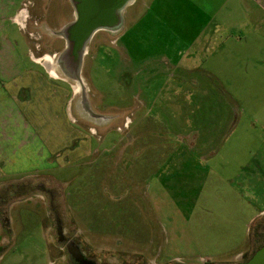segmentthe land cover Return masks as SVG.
Listing matches in <instances>:
<instances>
[{"label":"rangeland","instance_id":"374dc122","mask_svg":"<svg viewBox=\"0 0 264 264\" xmlns=\"http://www.w3.org/2000/svg\"><path fill=\"white\" fill-rule=\"evenodd\" d=\"M31 1L22 29L1 28L24 66L46 73L54 89L46 90L47 112L38 99L27 112L17 104L16 115L46 125L44 134L54 109L64 132L53 143L47 136L41 160L34 144L18 152L22 133L7 137L12 163L26 161L33 172L22 183L0 177V264H69L56 221L104 264H236L257 251L264 0H138L122 32L96 34L83 59L85 96L100 120L82 112L80 86L42 61L62 46L36 23L55 31L70 9L62 19L46 1ZM27 48L40 65L30 66ZM13 86L10 94L31 97Z\"/></svg>","mask_w":264,"mask_h":264},{"label":"crops","instance_id":"0c3cea01","mask_svg":"<svg viewBox=\"0 0 264 264\" xmlns=\"http://www.w3.org/2000/svg\"><path fill=\"white\" fill-rule=\"evenodd\" d=\"M26 1L31 0H0V31L3 33L4 28H1L2 24H11V25H17L19 28L22 29L20 26V22H22V18L25 16V11L22 9L23 5ZM138 0H136L137 3ZM135 3V4H136ZM19 6V7H18ZM20 21V22H19ZM20 29V30H21ZM28 53V59L30 66L34 65H40L38 62H34L35 64H32L30 51L27 49ZM43 66V65H42ZM36 67V66H35ZM38 72V73H37ZM39 71L37 69L33 68H26L24 64L21 62V59L19 58V54L17 53V49L15 45L9 40V32L4 30V34H0V177L3 179L9 181H16L18 183H22L27 178L31 177L32 170L27 169L29 166H26V161H21L19 164L12 163V159L15 154L16 150L12 148V145L7 140V137L10 136V132H14L15 134L22 133L24 137H20L17 140V150L18 152L25 154L26 150L32 147L34 144L36 146V155L38 159H42V144L47 143V136H52V141L57 140L58 136H61L64 132L63 130H60L59 125H62L63 120L58 116L57 112L53 109L50 113L51 115V121L53 125L49 128L51 132L42 134L41 132L45 130V126H33V123L28 124L23 123L24 120L22 118H19L17 116V111L15 110V106L18 104L23 111L29 110V107L31 106L32 102H36L38 99H41L40 102L44 103V111L48 110V98L46 97V90L47 87H50L51 89H54L51 84L48 85L47 81V74L45 73L44 76L39 74ZM34 75V79L38 78L39 80L34 82V86L32 85L31 81L28 80V78ZM25 80H27V84L25 83ZM24 82L22 85L20 83ZM29 83V84H28ZM50 83V82H49ZM11 85L13 86V91L15 92V88L23 87L22 90H28L31 94V97L26 98L22 97L19 98L16 93L10 94V88ZM24 85H30V86H24ZM32 87L30 90L29 87ZM56 91L58 90L61 92V97H63L62 93L63 90L61 88H55ZM34 94V96H33ZM142 95V93H141ZM34 97V99H33ZM34 100V101H33ZM146 102L141 101L140 104L144 105ZM63 118V117H62ZM61 122V123H60ZM47 127V126H46ZM20 129V130H19ZM23 130V131H22ZM27 130V134L26 131ZM40 131V132H38ZM9 133V134H8ZM41 133V134H40ZM79 133V132H78ZM85 136V135H84ZM76 138H80V133L78 136H74ZM191 137V138H190ZM193 135H187L184 136V140L191 141ZM48 147V146H47ZM25 149V150H24ZM24 150V151H23ZM45 153L46 148H44ZM73 152L76 149H72ZM10 151H14L13 153H10L8 157H6L7 153L9 154ZM23 151V152H22ZM27 151L26 153H28ZM88 152V153H87ZM87 155L90 154V151L87 150ZM2 155H5V157H2ZM47 160V156H46ZM11 162V163H10ZM27 170V171H26ZM30 171V172H29ZM32 171V172H31ZM264 216V214H263ZM242 255H237V258H240ZM236 258V257H235ZM234 258V259H235Z\"/></svg>","mask_w":264,"mask_h":264},{"label":"water","instance_id":"95a60500","mask_svg":"<svg viewBox=\"0 0 264 264\" xmlns=\"http://www.w3.org/2000/svg\"><path fill=\"white\" fill-rule=\"evenodd\" d=\"M129 2L132 3L133 0H80V4L76 7V21L67 25L62 32L79 35V44H75L76 46L67 45L66 50L59 57V63L64 72L68 71L70 62L75 64L78 72L82 56L85 54V46L92 35L98 30H109L120 25L119 13L129 5ZM56 224L57 243L65 249L69 264H99L95 259L87 258L79 244L67 240L58 221ZM236 264H264V246L257 250L247 262Z\"/></svg>","mask_w":264,"mask_h":264},{"label":"flooded vegetation","instance_id":"af4514ba","mask_svg":"<svg viewBox=\"0 0 264 264\" xmlns=\"http://www.w3.org/2000/svg\"><path fill=\"white\" fill-rule=\"evenodd\" d=\"M42 1H46V3L50 4V8H54L55 11H56V15L62 19L65 18L67 15H66V9H70V12L68 15H70V20L69 22H66L65 24H63L62 26H60L58 29H55V31L53 29H49V27H46V26H43L44 24H38L36 23V26H38V28H40V31L43 32V33H47L46 35L49 34L50 36V39L52 41H56V40H60L61 41V51L58 55H50V58L48 56H46V59H42V61L44 62V66L47 67L51 60H53V69L55 70V72H60V73H63L65 74L66 77H69V78H72L73 81H75L78 86H80V99L78 101V104L80 103L81 106H82V112L86 114V116H88L90 119H93V120H100V118L95 115L92 110L90 109V106L88 104V101L86 99V96H85V88L83 86V82L81 81V78H80V74H81V71H82V66H83V59L84 57L88 54L87 52H89V49L88 46L91 44V42L94 40L96 34L98 33H104L106 35V37L108 39H110L111 37L114 38V35H118L120 34V32H122L123 28H124V21L126 18H128V16H126L125 12L133 7L136 3V0H133L132 3L129 2V5H127L119 14H120V25L114 27V28H110L109 30H98L96 31L92 37L90 38V40L87 42L86 46H85V54H83L82 56V60H81V66H80V69L76 70V67H75V64H72L70 62V64L68 65V71H65L62 69L61 67V64L59 63V57L60 55L66 50L67 48V45H70V46H76L77 44H79V35H70V34H67L66 32L62 33L64 28L67 26V25H70L72 23H74L76 21V18H77V5L80 4V0H42ZM35 2V1H34ZM32 1H26L25 4L23 5V10L25 11V15L24 18L28 19L30 18L31 19V16H30V11L33 8L36 7V3H34ZM67 7V8H65ZM47 10V9H46ZM49 11V10H48ZM126 17V18H125ZM56 19V18H55ZM26 20H24V23H25ZM28 22V21H27ZM26 26H24L25 28ZM76 44V45H75ZM57 45V44H56ZM55 46V45H54ZM80 47V46H79ZM83 47V46H82ZM28 49V48H27ZM86 49L88 51H86ZM29 50V49H28ZM39 50V49H38ZM30 51V50H29ZM81 51V49H80ZM83 51V49H82ZM48 57V58H47ZM77 72V73H76ZM51 75H53V73H50ZM75 76V77H71V76ZM77 105V104H76ZM87 117V119H89ZM89 119V120H90ZM40 189H43L42 191L44 192L43 194H47L49 197H51V193L43 188V187H39ZM5 218L4 217H1L0 216V231L3 230L4 228V225H5ZM257 232H260V235H256L257 239H254L253 240V243L254 245L258 244V250L260 248H262L264 246V216H262L260 219H259V223H258V228H257ZM64 237L67 239V240H72L74 241L76 244H79L81 246V251L85 254V256L87 258H91V255H88L85 250L83 249L82 245L80 242H78V240L74 239V238H70L69 236L67 237L66 235H64ZM261 242V243H260ZM2 243V238L0 237V245ZM256 251H254L251 256L255 253ZM248 257L246 259L245 258H241L238 260L237 263H244V262H247L250 258ZM97 261H98V258H96ZM100 263L99 264H104L103 262L99 261Z\"/></svg>","mask_w":264,"mask_h":264},{"label":"bare ground","instance_id":"6f19581e","mask_svg":"<svg viewBox=\"0 0 264 264\" xmlns=\"http://www.w3.org/2000/svg\"><path fill=\"white\" fill-rule=\"evenodd\" d=\"M46 68H47V70H48L49 73L55 72V70L53 69L54 68L53 67V60H51L50 64Z\"/></svg>","mask_w":264,"mask_h":264}]
</instances>
